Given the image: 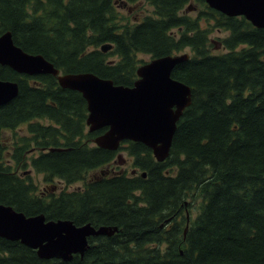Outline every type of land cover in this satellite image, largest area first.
I'll use <instances>...</instances> for the list:
<instances>
[{
    "label": "trees",
    "instance_id": "obj_1",
    "mask_svg": "<svg viewBox=\"0 0 264 264\" xmlns=\"http://www.w3.org/2000/svg\"><path fill=\"white\" fill-rule=\"evenodd\" d=\"M143 1L154 13L131 23L113 0H0V34L11 31L17 45L62 73L133 86L140 52L193 51L172 72L192 88L193 101L177 122L169 157L158 162L148 146L126 140L119 149L133 158L132 172L92 178L119 150L93 142L107 127L89 131L83 95L52 74L0 65V79L19 84L17 97L0 106V135L27 125L15 141L0 143V203L27 216L118 228L89 237L84 255L70 260L41 258L0 236V264H264V28L205 0ZM199 6L196 18L180 13ZM202 17L229 32V51L211 53L218 44ZM107 42L114 47L105 53ZM27 163L44 175L42 187L19 173ZM76 182L83 184L70 190Z\"/></svg>",
    "mask_w": 264,
    "mask_h": 264
},
{
    "label": "water",
    "instance_id": "obj_2",
    "mask_svg": "<svg viewBox=\"0 0 264 264\" xmlns=\"http://www.w3.org/2000/svg\"><path fill=\"white\" fill-rule=\"evenodd\" d=\"M205 1L228 16H244L255 27L264 28V0ZM111 48L112 44L106 43L101 49L106 52ZM188 57L169 54L155 58L138 69L140 78L133 86H125L90 72L62 74L43 55L17 45L11 31L0 34V65L31 76L55 75L60 86L82 93L88 104L90 131L108 127L94 140L99 147L116 150L125 140L142 142L159 162L170 155L177 122L193 101L192 88L172 77L174 68ZM18 94V82L0 79V106ZM116 231L117 227L97 228L91 223L79 226L69 219L47 220L44 214L27 216L0 203V236L21 241L44 259L83 256L90 236H110Z\"/></svg>",
    "mask_w": 264,
    "mask_h": 264
},
{
    "label": "rangeland",
    "instance_id": "obj_3",
    "mask_svg": "<svg viewBox=\"0 0 264 264\" xmlns=\"http://www.w3.org/2000/svg\"><path fill=\"white\" fill-rule=\"evenodd\" d=\"M139 1H142L141 8L139 6L134 5L131 8V11H129L128 7L118 6V8L124 14H126V17L131 18V23L139 22L142 19L144 13H151V14L154 13L153 8H151L145 1H143V0H139ZM194 3H195L194 1L191 2V4H194ZM200 8H201L200 6L194 8V9L184 8L180 13L189 12L188 15H190L193 18H196L199 15ZM140 9H142V11ZM200 23L203 27L210 28L209 39L211 42H216L218 44V45H216V47L211 48L212 49V50H210L211 53L212 54H221L223 52H226L228 49L223 44V40L228 37L229 32L224 30V29L222 30V29L211 28L207 24L206 20L203 17L201 18ZM185 53L189 54V57H190V54H192L193 51L191 48H186L183 51H181L179 54L182 55ZM113 59H118V57H115ZM137 59H138V62L140 60L148 61L149 59H151V54H148L145 52H140L137 56ZM42 121L45 123H50L48 119L42 120ZM26 128H27V125L24 124V125L20 126L19 128H17L16 130L9 129V130H5L6 132L2 131L1 135H0V143L3 141L2 142L3 146L6 147L5 141L7 144L8 143L10 144V142H13L16 140V139L13 140V138L15 137V131L24 132V130ZM6 139H9L10 142H9V140H6ZM11 139H12V141H11ZM13 152L14 151L10 152L11 154L9 153V156H11V158H12ZM27 158H28V156H27ZM132 169H133V158L128 154V151H126L125 149H120L113 162H110L109 164L105 165L104 167H101V168H98V169L92 171L89 176H90V178H92V177L100 175V174L102 175L103 171L108 172V170H109V173L121 172V171H127L128 173H131ZM24 172H26V174H31V176L34 179L33 181L38 183L41 187L44 185V180H45L44 175L42 173H38L37 171L33 170L30 167V164H28L26 168H19L20 174H23ZM56 181H58V179ZM82 184H83V182H76V183L72 184L69 187V189L71 190L74 188H78V187L82 186ZM63 187H64V183L61 182V188H63ZM90 237H92V236H90ZM88 241H89V238H88Z\"/></svg>",
    "mask_w": 264,
    "mask_h": 264
},
{
    "label": "flooded vegetation",
    "instance_id": "obj_4",
    "mask_svg": "<svg viewBox=\"0 0 264 264\" xmlns=\"http://www.w3.org/2000/svg\"><path fill=\"white\" fill-rule=\"evenodd\" d=\"M120 6L122 7H128L129 8V11H131V8L135 5V6H139L141 8V5H142V1H137L136 3H133L129 0H122ZM142 11V9H140Z\"/></svg>",
    "mask_w": 264,
    "mask_h": 264
},
{
    "label": "bare ground",
    "instance_id": "obj_5",
    "mask_svg": "<svg viewBox=\"0 0 264 264\" xmlns=\"http://www.w3.org/2000/svg\"><path fill=\"white\" fill-rule=\"evenodd\" d=\"M42 55V54H41Z\"/></svg>",
    "mask_w": 264,
    "mask_h": 264
}]
</instances>
